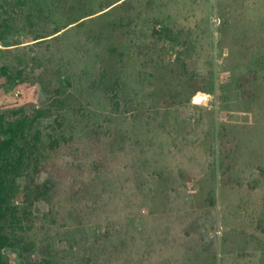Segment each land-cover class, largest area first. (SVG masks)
<instances>
[{
    "label": "rangeland",
    "instance_id": "obj_1",
    "mask_svg": "<svg viewBox=\"0 0 264 264\" xmlns=\"http://www.w3.org/2000/svg\"><path fill=\"white\" fill-rule=\"evenodd\" d=\"M24 1L0 113L46 115L5 264H264V0Z\"/></svg>",
    "mask_w": 264,
    "mask_h": 264
},
{
    "label": "trees",
    "instance_id": "obj_2",
    "mask_svg": "<svg viewBox=\"0 0 264 264\" xmlns=\"http://www.w3.org/2000/svg\"><path fill=\"white\" fill-rule=\"evenodd\" d=\"M2 1L4 0H0V43L10 46L12 44L6 41L5 34L11 30L16 8L25 1L9 2L8 7H4ZM57 32L55 30L51 34ZM7 74V66L1 65L0 77ZM45 115L42 109H34L31 114L22 109L16 110L12 113L13 117L0 113V264H5L4 250L17 245V238L23 229V221L17 215L11 199L17 189L16 179L23 174L27 160V136L39 118Z\"/></svg>",
    "mask_w": 264,
    "mask_h": 264
},
{
    "label": "bare ground",
    "instance_id": "obj_3",
    "mask_svg": "<svg viewBox=\"0 0 264 264\" xmlns=\"http://www.w3.org/2000/svg\"><path fill=\"white\" fill-rule=\"evenodd\" d=\"M202 98H203V97H202ZM202 98H201V96L198 95V96H197V101L200 102V99H202Z\"/></svg>",
    "mask_w": 264,
    "mask_h": 264
}]
</instances>
